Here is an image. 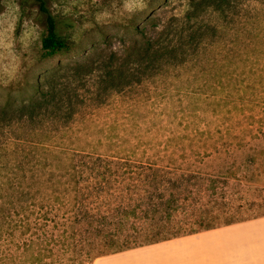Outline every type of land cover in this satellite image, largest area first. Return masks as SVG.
<instances>
[{"label":"rangeland","instance_id":"rangeland-1","mask_svg":"<svg viewBox=\"0 0 264 264\" xmlns=\"http://www.w3.org/2000/svg\"><path fill=\"white\" fill-rule=\"evenodd\" d=\"M47 5L59 32L76 42L70 51L49 54L43 49L47 26L38 0H0L1 102L9 93L18 100L29 98L36 88L22 89L24 83L37 84L59 63L84 59L109 45L117 48L135 34L131 24L147 26L152 15L162 25L170 23L188 2L47 0ZM209 19L223 30L215 42L184 64L167 66L104 101L87 100L59 141L103 156H166L161 163L172 158L180 170H201L204 177L218 180L215 197L229 201L234 219L241 222L264 216V4L244 0L225 21ZM16 157L0 168L5 170L0 200L46 210L49 200L40 181L45 170H58L56 161H41L25 145Z\"/></svg>","mask_w":264,"mask_h":264},{"label":"trees","instance_id":"trees-1","mask_svg":"<svg viewBox=\"0 0 264 264\" xmlns=\"http://www.w3.org/2000/svg\"><path fill=\"white\" fill-rule=\"evenodd\" d=\"M241 1L187 0V8L172 15L170 23L162 25L152 15L147 26L131 24L135 34L117 48L109 45L84 59L59 63L37 84L24 83L22 89L36 88L29 98L9 93L0 101V168L10 157L17 160L25 145L41 161L52 157L58 169L45 170L40 181L49 200L46 210L0 200V264H91L103 255L240 221L229 201L215 197L218 180L201 170H180L172 158L161 163L166 156H103L67 148L59 139L87 100L104 101L167 66L193 59L223 31L209 17L223 22ZM38 2L47 26L43 49L49 54L73 49L76 42L59 32L47 0Z\"/></svg>","mask_w":264,"mask_h":264},{"label":"crops","instance_id":"crops-1","mask_svg":"<svg viewBox=\"0 0 264 264\" xmlns=\"http://www.w3.org/2000/svg\"><path fill=\"white\" fill-rule=\"evenodd\" d=\"M92 264H264V216L103 255Z\"/></svg>","mask_w":264,"mask_h":264}]
</instances>
